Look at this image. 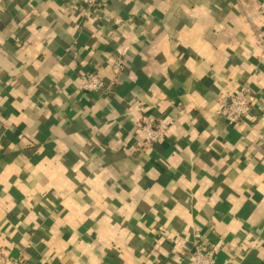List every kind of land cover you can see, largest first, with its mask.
I'll use <instances>...</instances> for the list:
<instances>
[{"label":"crops","instance_id":"1","mask_svg":"<svg viewBox=\"0 0 264 264\" xmlns=\"http://www.w3.org/2000/svg\"><path fill=\"white\" fill-rule=\"evenodd\" d=\"M80 5L0 0V258L264 264V0ZM242 86L257 100L230 125ZM142 116L173 122L150 150Z\"/></svg>","mask_w":264,"mask_h":264},{"label":"built area","instance_id":"2","mask_svg":"<svg viewBox=\"0 0 264 264\" xmlns=\"http://www.w3.org/2000/svg\"><path fill=\"white\" fill-rule=\"evenodd\" d=\"M78 2L81 4L80 6L87 8L99 17L105 12L109 0H78ZM253 32L260 50L259 58L264 60V26L255 27ZM81 88L90 92H103L107 90L108 86L98 72L88 71L82 76ZM255 100H257L255 93L249 87L242 86L221 103L219 113L230 125H237L251 115ZM140 124L145 137L135 149L150 150L165 137L173 122L164 119L151 120L147 116H142ZM0 264H21V262L8 256H2ZM188 264H217L215 248L197 247Z\"/></svg>","mask_w":264,"mask_h":264}]
</instances>
